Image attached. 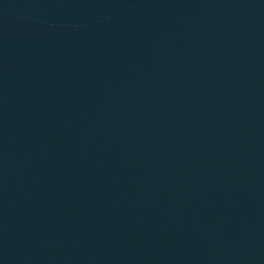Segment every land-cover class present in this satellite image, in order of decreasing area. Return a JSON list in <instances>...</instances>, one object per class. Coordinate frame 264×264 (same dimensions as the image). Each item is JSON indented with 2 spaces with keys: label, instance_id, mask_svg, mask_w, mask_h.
Listing matches in <instances>:
<instances>
[{
  "label": "water",
  "instance_id": "obj_1",
  "mask_svg": "<svg viewBox=\"0 0 264 264\" xmlns=\"http://www.w3.org/2000/svg\"><path fill=\"white\" fill-rule=\"evenodd\" d=\"M0 264H264V0H0Z\"/></svg>",
  "mask_w": 264,
  "mask_h": 264
}]
</instances>
